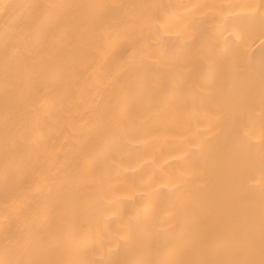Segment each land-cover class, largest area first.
<instances>
[{
  "label": "bare ground",
  "instance_id": "obj_1",
  "mask_svg": "<svg viewBox=\"0 0 264 264\" xmlns=\"http://www.w3.org/2000/svg\"><path fill=\"white\" fill-rule=\"evenodd\" d=\"M264 0H0V264H261Z\"/></svg>",
  "mask_w": 264,
  "mask_h": 264
},
{
  "label": "snow or ice",
  "instance_id": "obj_2",
  "mask_svg": "<svg viewBox=\"0 0 264 264\" xmlns=\"http://www.w3.org/2000/svg\"><path fill=\"white\" fill-rule=\"evenodd\" d=\"M261 264H264V261H262Z\"/></svg>",
  "mask_w": 264,
  "mask_h": 264
}]
</instances>
